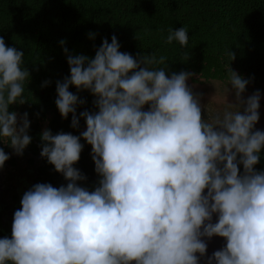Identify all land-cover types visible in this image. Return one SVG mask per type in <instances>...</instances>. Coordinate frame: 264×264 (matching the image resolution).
I'll return each mask as SVG.
<instances>
[{"label": "clouds", "instance_id": "9594fccd", "mask_svg": "<svg viewBox=\"0 0 264 264\" xmlns=\"http://www.w3.org/2000/svg\"><path fill=\"white\" fill-rule=\"evenodd\" d=\"M187 33L170 27L165 43L187 48ZM119 49L115 35L91 58L63 48L69 75L56 82L55 106L74 129L83 118L86 130L40 133L41 158L67 183L23 193L11 238H0V264H199L214 236L226 243L206 264H264V170L254 167L264 148L255 129L261 93L243 96L250 80L230 68L236 54L226 50L235 103L205 110L188 84L194 73L168 74L166 56ZM29 80L24 53L0 36V143L17 156L32 142L30 121L9 106L29 101ZM70 86L95 97L97 111L77 116L85 100ZM81 139L99 177L91 191L74 167ZM9 158L0 148V169Z\"/></svg>", "mask_w": 264, "mask_h": 264}, {"label": "trees", "instance_id": "16d2710c", "mask_svg": "<svg viewBox=\"0 0 264 264\" xmlns=\"http://www.w3.org/2000/svg\"><path fill=\"white\" fill-rule=\"evenodd\" d=\"M183 26L188 29L187 48L175 41L165 43L170 27L176 30ZM89 33H95L94 38L90 39ZM113 35L121 52L134 57L152 52L157 57L164 55L169 61L168 74L188 71L204 81L228 82L229 49L236 54L230 68L250 80L246 91H264V0H0V36L6 45L24 53V66L30 72L24 94L29 101L10 105L9 110L28 113L32 136L27 147L29 162L32 164L37 155L39 159L36 183L54 187L67 183L46 158H41L40 133L47 128L53 134L79 136L86 130L83 118L74 129L71 114L61 118L55 106L56 82L69 75L63 48L91 58L102 40L111 42ZM61 40L66 41L63 46ZM185 51L190 58L183 61ZM44 81L50 83L42 87ZM69 91L85 100L77 106V116L84 110L97 111L95 97L88 91L77 92L73 86ZM80 142L84 147L74 167L87 177L82 181L85 183L97 174L91 146L83 139ZM0 148L6 154L11 149L3 143ZM8 163L14 166L15 160ZM259 166L264 170V160L254 167Z\"/></svg>", "mask_w": 264, "mask_h": 264}, {"label": "flooded vegetation", "instance_id": "af4514ba", "mask_svg": "<svg viewBox=\"0 0 264 264\" xmlns=\"http://www.w3.org/2000/svg\"><path fill=\"white\" fill-rule=\"evenodd\" d=\"M251 93V91H248ZM253 93V92H252ZM230 101H224L223 107H226ZM226 105V106H225ZM206 110V108H204ZM222 110V108H219ZM260 119L255 125V129L264 131V118L263 112H260ZM254 129V130H255ZM27 148L24 150L22 156H17L13 153L12 149L9 152V159L15 160L14 166L9 165V159L0 169V238H11V225L13 220V214L20 208V200L25 191L29 190L38 180L37 166L38 155L34 156L35 161L30 164L29 159L31 155L27 153ZM264 160V148L261 150L260 163L263 164ZM262 166L256 167V170ZM241 172L243 171L240 166ZM99 177L94 176L89 182L83 183L79 181L78 184L87 188L89 191L93 190L97 184Z\"/></svg>", "mask_w": 264, "mask_h": 264}, {"label": "rangeland", "instance_id": "374dc122", "mask_svg": "<svg viewBox=\"0 0 264 264\" xmlns=\"http://www.w3.org/2000/svg\"><path fill=\"white\" fill-rule=\"evenodd\" d=\"M189 86L192 88L193 92L196 94H200V102L203 108L211 107L213 109L224 108V101H230V103H235L234 92H227V88L230 89V85L224 82L219 81H204L199 79L197 76H192L188 80ZM261 93L260 99V108L258 111L263 112L264 118V91ZM252 92L245 91L243 96L247 98V96L251 95ZM226 106V105H225ZM21 114V113H20Z\"/></svg>", "mask_w": 264, "mask_h": 264}, {"label": "water", "instance_id": "95a60500", "mask_svg": "<svg viewBox=\"0 0 264 264\" xmlns=\"http://www.w3.org/2000/svg\"><path fill=\"white\" fill-rule=\"evenodd\" d=\"M213 222H215V216L213 217ZM205 242L207 243L206 255L200 259L199 264H206L207 257L211 256L214 251L221 249L226 243L223 238L217 236H214L211 239L205 238Z\"/></svg>", "mask_w": 264, "mask_h": 264}]
</instances>
